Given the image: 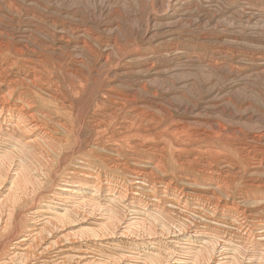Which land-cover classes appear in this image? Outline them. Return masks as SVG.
<instances>
[{
	"label": "rangeland",
	"instance_id": "rangeland-1",
	"mask_svg": "<svg viewBox=\"0 0 264 264\" xmlns=\"http://www.w3.org/2000/svg\"><path fill=\"white\" fill-rule=\"evenodd\" d=\"M0 33V44L4 48L25 49L28 58L37 52L44 60L48 58V65L80 71L81 77L65 76V82L85 84L87 81L89 85L85 95L76 98L69 95L66 100V105H75V112L80 110L81 114H86L91 97L98 94L99 100L110 96L116 103L124 97L133 100L125 110L127 125L132 128L129 139L74 145L59 159L61 163L48 169L49 172L42 168L47 175L41 171L39 160L32 159V155L22 157L14 150L10 139L3 138L4 141L0 137V147L17 155L8 161L9 170L20 171L24 166L26 178H22L21 183L23 179L24 182L20 184L26 186L27 191L24 203L18 208L16 226L1 232L0 264H60V261L61 264H78L79 261V264H144L147 260L145 263L153 264L151 260L156 256L163 264H189L191 243L197 247L209 245L210 257L216 261L226 258V263L231 264L230 261L237 258L238 264L258 263L260 253L249 245L243 247L240 239L243 232L232 226L229 217L219 213L214 219L217 222L212 223L206 217L210 215L207 210L192 216L190 210L175 206L173 211L166 209L164 214L168 216L163 215V219L153 222L146 216L145 205L150 200L145 195L142 202L127 200L117 205L114 217H110L106 207L93 210L91 203L78 209L80 212L75 209L70 213L73 215L70 216L71 227L47 225L44 221L52 214H32L31 221L29 210L33 207L49 210L60 204L54 199L60 188L82 192L87 199L95 195L92 185L79 187L72 183L75 181L73 172H81L79 170L88 165L101 180L120 189L117 183L131 178L127 169L132 163L149 159L154 162L162 157L167 170L155 169L151 164L154 180L179 185L188 177L201 185L206 184L209 177L217 181L218 175L211 173L221 174L236 190V197L227 200L216 191L218 196L211 202L221 198L223 202L252 210L254 219L249 224L264 218V205L258 206L259 202H264V0H0ZM107 59H110L109 64H106ZM15 72H19L18 68L13 70ZM115 75L117 77H113ZM110 86L115 92L110 91ZM59 95L60 98L67 96L62 91ZM118 104L112 106H121ZM62 112L69 116L71 111ZM101 114L98 112L92 120L102 118ZM125 116L119 115L113 130L121 126ZM139 127L145 131L140 133ZM59 133L63 134L62 130ZM60 134L56 135L60 137ZM86 135L83 131L82 139L87 138ZM148 148L151 152H146ZM171 160L191 164V169L179 170L180 174L173 169ZM253 169L257 170L254 176L251 175ZM13 172H2V202L8 200L14 187L15 177L12 176L17 171ZM38 182L43 183V187ZM196 191V188L188 190L191 195H197ZM98 194L95 197L106 206L110 201L107 192ZM7 202L2 203L4 208L0 202V213L6 209L3 213L6 216L0 214V229L9 214ZM63 210L61 206L59 211ZM136 220L141 222L129 228V222ZM29 225L38 230L52 229L50 236L44 233L49 236L47 239L44 235L45 242L39 238L42 247L32 250L35 256L30 255L31 259L20 255L22 249H15L10 243L12 236L24 233ZM70 232L68 235L75 241L67 239ZM46 245L55 247L49 250ZM46 248L48 250L44 251Z\"/></svg>",
	"mask_w": 264,
	"mask_h": 264
},
{
	"label": "bare ground",
	"instance_id": "bare-ground-1",
	"mask_svg": "<svg viewBox=\"0 0 264 264\" xmlns=\"http://www.w3.org/2000/svg\"><path fill=\"white\" fill-rule=\"evenodd\" d=\"M107 34H109V33H107ZM48 38H50V37H48ZM26 55H27V52L25 49H17L15 51L14 50L12 51L11 49H8L6 47L5 48L2 47L0 44V59H1L0 60V137L2 139L3 138H5V139L7 138L8 140L10 139L12 146L17 149V150L16 149H14V150L18 151V153H20V155L22 157H24V155H25V157L27 155H32V159H37V160H39L38 163L39 162L42 163L41 169L44 168L45 170L48 171V169L49 170L52 169L58 162H60L61 160L59 161V159H62V156L65 154V152L68 149H70L71 147H73L74 145H81L82 142H88V141H89L88 143H94V142H96V140L113 141L116 139H122V140L126 139L127 140L130 138L128 136V134L130 133L129 131L132 130V128L130 127L129 124L127 125V122H126L127 117L125 116V110L127 109L128 105L130 103H132L133 100H131L127 97H124L123 99H121L118 102L119 103L118 104L115 101H112L110 96H105L103 98V100H99L98 99L99 94H98V95L94 96V98L91 97V100L89 102V109H88L86 114H81L80 110H78V112H75V107H74L75 105L73 103L69 106L66 105V100L70 98L69 95H71V97H75V98L78 96L85 95L86 90L88 89L89 85H88L87 81L85 84H79V83H76L72 80H68V82H65V76L68 74L70 77H72V76L73 77H81L80 71H78V70H73V71L71 70L70 71L68 69L67 70L64 69L62 66L48 65L47 64L48 58L46 57L44 60L43 59L44 57L41 58L37 52H33L32 58H28V57H26ZM109 60L110 59H107L106 64H109V62H110ZM53 64H55V63H53ZM16 68H18L19 72L13 73V70ZM113 77H117V76L115 75ZM53 88H56V89L53 90ZM110 89H111L110 91L115 92V89H112L111 86H110ZM61 91L67 95L66 98L65 97L60 98L59 93H61ZM110 95H112V94H110ZM113 104H118L121 106H118V107L112 106ZM64 110H66L67 112L71 111L70 113H68L69 116H67L66 114L64 115V113L62 112ZM98 112H101L103 114V115L101 114L102 118L99 116L100 119L92 120L93 117L95 118V116H97ZM121 113L124 114V116H125V117H123L124 121H123V123H121L120 127L113 130L114 123L119 118V115ZM89 115H91V117H88ZM56 116L58 117V119L55 118ZM59 130H62L63 134H60ZM137 130L140 133L145 131L141 127H139ZM83 131H86L87 138L83 137V139H82ZM56 134H60V137L57 136ZM4 141H6V140H4ZM136 146H138V145H136ZM103 148H105V146ZM148 149L149 150H147L146 152H151V149L150 148H148ZM112 151L116 152L115 150H111V152ZM16 156L17 155L14 151L8 152V151H5L4 149H2L0 147V180L2 179V172L7 171V172L12 173L13 171H17V173H15L12 176V178L15 177V179L13 180V186L17 187V188L15 189L14 187H12V191H11L9 197H7L8 202L7 201L6 202L9 205H7V204L6 205L9 206V210H8L9 214H7L5 212L7 214V217H6V221L4 222L5 224H3L2 228L0 229V236H1L2 231L6 232L9 229H12L16 226L18 208L20 207V205L22 203H24L25 198H26V192H27L26 186L21 187V184L24 182V179H23V182L21 183L22 178H26V175H24L25 172L23 171L24 166L22 165L23 168L21 167L22 169L20 171L9 170L10 164L8 161H11V159H13ZM151 160H153V159H151ZM34 163H35V161H34ZM151 164H153V166H155L154 167L155 169L167 170V163L162 160V157L157 158L156 160H154V162L150 161V159L145 160V161L141 160V162H134L127 169L129 172L128 174H130L129 176H131V178H129V180L125 181V182H123V181H121L120 183L116 182L117 186L120 189H117L114 186H112L113 187L112 188L109 182H104L103 180H101V178H99L98 175L96 176L94 174V170L89 165H88V167L79 170L81 172H73L72 180H75V181L72 183L79 185V187H80V185L82 187H85L86 185H92L91 188H93L92 190L96 193L95 195H97L100 192H107V194H108L107 198L108 199L110 198V201H107V203H106L107 205L105 204L106 206H103L100 202V199H97L95 197V195H91V198L87 199V196L83 195L82 192L81 193L76 192V191H75L76 193L69 192V191L67 192V189L60 188V189H58L59 191L54 194V199H57L60 202V204H57L54 206L51 205L52 207H50L49 210L43 209V211H41L42 209H36L35 210L34 207L31 208L29 210V213L31 214L30 215L31 221H32V214L33 215H36V214L40 215L41 214L42 216L52 214L51 217L46 218L47 221H44V222H46L47 225L57 226L58 224L59 225L61 224L62 227L67 226L73 222V221H71L72 219L70 216L72 214L70 215V213L73 210L75 211V209L76 210L83 209L85 206L89 205L90 203L92 204L91 207L93 208V210L106 207L105 210L110 213V217H111V215L113 214L114 209H116L117 205H120L121 203H123L124 201H127V200L130 202H135V203L142 202L141 201L142 197L145 195V197L147 196L150 200L147 203V205H145V207L147 206V208H148L146 211V216L149 218H152L151 220H153V222L154 221L158 222L159 220H161L163 215L168 216V214H164L166 209H170V211H173L172 207L175 208V206H177L176 209L179 208V209H186L187 211L190 210L192 216H194V214L196 212L207 210L208 213H210V215H207L206 217L208 219H210L212 221V223L217 222V221H214V219L216 220V217L219 215V213L224 214V216L229 217V219L231 220V222L233 224L232 226L236 227L238 230L243 232V236L240 237V239L244 243L243 247L245 248L246 246L249 245L253 248L254 252L260 253L259 261L257 264H264V218H258L256 220V222L254 221L255 223L253 222L254 224H249L250 220L252 218L254 219L252 210H249L248 208H241V206L239 204H235L233 202L230 204V202L226 201V200H225V202H223L221 200V198H217L216 202H211L212 199H214L215 197L218 196L216 191H219L221 194H223L224 198L227 200L230 199L232 196L236 197V194H237L235 192L236 190H233V188H232V186H230V182L228 180H226L225 178H221V176H222L221 174L211 173L213 175H218V177L216 179L217 181H215L212 177L211 178L209 177L206 184L200 185L196 180H188L189 178L187 177V179H184L183 181H181V184L176 185V184L172 183L171 181L167 182L166 180H163V179L162 180L161 179L154 180L152 178V177H154L153 176L154 173L152 171L154 169L152 166H150ZM171 164H172V167L174 170H178V171L180 170L183 172V171H187V170L191 169L190 168L191 164H187L184 161L181 162L179 160H171ZM19 166H18V168H20ZM11 169H12V167H11ZM26 169H27V167H26ZM45 170L42 169L41 171L44 173ZM29 171H32V170H29ZM41 171H39V172H41ZM180 171H179V173H180ZM191 171L194 173L199 172L198 170H191ZM23 172H24V174H23ZM157 172H159V171H157ZM256 172H257V170L253 169L251 171V175L252 176L256 175ZM47 173L45 172L46 175H47ZM31 174H33V173H31ZM98 174H100V173H98ZM198 175H200V174H198ZM95 176H96V178H94ZM189 176H190V174H189ZM48 177L46 176V178H48ZM27 179H29V177ZM92 179L95 181H93ZM37 180H38V177H37ZM122 180H124V179H122ZM28 184H29V182H28ZM25 185H27V184H25ZM40 185L42 186L43 183ZM29 186H30V184H29ZM33 186H35V185H33ZM246 186L247 185H245L243 187V189H245ZM192 188L197 189V191H196L197 195H195V194L191 195L190 192H188V190L191 191ZM33 189H34V187H33ZM37 189L39 190V188H37ZM79 191H81V189ZM33 192H35V191H33ZM36 192H38V191L36 190ZM27 195H29V194H27ZM98 195H100V194H98ZM208 196H210V197H208ZM240 196H241V198H245L244 194H240ZM27 199H28V197H27ZM222 199H223V197H222ZM4 200H5V198H4ZM0 202H1V204L6 203L5 201H3V202L0 201ZM150 203H152V204H150ZM34 204H35V202H34ZM243 205H244V203H243ZM260 205L261 206L264 205V202H259L258 206H260ZM61 206L64 207L63 212L59 211ZM3 208H4V205H3ZM47 208H48V206H47ZM135 208H136V206H135ZM119 209H121V207H119ZM4 211H6V209L5 210L3 209V212L0 214L2 215L4 213ZM80 211L78 210V212H80ZM119 211H121V210H119ZM93 212H95V211H93ZM117 213H119V212H117ZM3 215H5V214H3ZM74 215L76 218V214H74ZM118 215H121V214H118ZM191 215H189V217H191ZM115 216L117 217V215H115ZM112 217H114V216L112 215ZM119 217H122V216H119ZM28 218H30V217H28ZM147 220H150V219H147ZM142 221L145 223L144 220H142ZM187 221H189V220L187 219ZM76 222H75V224H77ZM108 222H110V221H108ZM140 222H141V220H136L135 222L131 221V223L129 222L128 226L130 228L131 226H134ZM143 222H142V224L146 225ZM122 224H123V222H122ZM155 224H157V223H155ZM115 225H116V223H115ZM151 225H152V223H151ZM71 226L72 225H70V227ZM35 227L34 226L32 227V225H29L26 228L27 231H25L24 233L22 232L20 234L16 233L15 236H12V238H11V242H10V243H12L11 246L12 247L14 246L15 249L21 248L23 253L20 255H22V256L24 255L27 258H29L30 255L34 254V253H32V250H35V249L37 250V248H39L42 245V244L40 245V243H39V238H41V240L43 241L45 239L44 235L46 236V234H44V233H47V235L50 236V234H51L50 232L52 231V229H51V231H48L49 230L48 228H47L48 230H46L45 229L46 227L42 228V226H41L42 229H39V230L36 229ZM49 227L51 228V226H49ZM148 228H149V226H148ZM153 228L154 227H152V229ZM166 228H167V226H166ZM217 228H215V229L217 230ZM62 229H64V228H62ZM62 229H61V231H62ZM16 230H18V229H16ZM139 230H141V229H139ZM58 231H60V230L58 229ZM82 231L83 230H81V232ZM55 232H56V230H55ZM79 232H80V230H79ZM84 232L86 233V231H84ZM91 232H93V231L91 230L90 234H91ZM58 233H60V232H58ZM68 234H71V232L67 233V235ZM97 234L94 236L97 237ZM179 234H180V232H179ZM67 235H65V236H67ZM73 235H74V233H73ZM134 235H135V233H134ZM70 236L68 238L67 237L66 238L69 239ZM75 236H74V238H75ZM48 237H47V239H48ZM62 237H63V235H62ZM86 238H88V237H86ZM59 239H61V238H59ZM45 241L46 240H44V242ZM56 241H58V240H56ZM72 241H75V240H73V238H72ZM58 242H57V244H59ZM64 242H65V239H64ZM69 242H71V241H69ZM189 242H191V241H189ZM213 242L216 243L215 241H213ZM218 243H220V242H218ZM51 244H53V243H51ZM74 244H75V242H74ZM61 245H63V244H61ZM213 245H215V244H213ZM46 247L49 248V246H47V245H46ZM54 247L51 246L49 248V250L51 248L54 249ZM61 247H63V246H61ZM251 247H249V248H251ZM47 248L44 251L48 250ZM73 249H75V248H73ZM155 250L156 249H154L153 251H155ZM188 251H189V256H190L189 257V261H190L189 264H216V262H220V261H216L215 259H213L212 256L210 257L211 247L207 244L206 245L204 244L202 247H197L194 243H191V247H189ZM58 252L61 253V251H58ZM149 252H151V251H149ZM59 253H58V255H60ZM77 253H78V251H77ZM172 253H173V251H172ZM39 255L42 256L41 254H39ZM154 255L156 256L155 253H154ZM157 255L159 256L158 253H157ZM254 255H255V253H254ZM34 256H35V254H34ZM165 256H167V255H165ZM64 257H65V255H64ZM72 257L74 258V256H72ZM161 257H163V256H161ZM66 258H68V257H66ZM153 258H151L153 260H151L150 258H146V260L150 259L153 264H163L162 263L163 260L157 258V256H156V258L155 257H153ZM29 259H31V258H29ZM81 259H82V257H81ZM147 261H145V262H147ZM239 261H240V259H239ZM22 262H25V261H22ZM79 262H78V264H79ZM145 262H143V263L147 264ZM226 262H227L226 258H224L218 264H224ZM230 262H231V264H238V259L234 258ZM17 263H20V262H17ZM26 263H28V262H26ZM59 263L61 264V261Z\"/></svg>",
	"mask_w": 264,
	"mask_h": 264
}]
</instances>
